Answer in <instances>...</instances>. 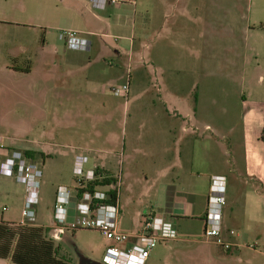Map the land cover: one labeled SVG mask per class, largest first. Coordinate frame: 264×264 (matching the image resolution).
Here are the masks:
<instances>
[{"label": "rangeland", "instance_id": "rangeland-1", "mask_svg": "<svg viewBox=\"0 0 264 264\" xmlns=\"http://www.w3.org/2000/svg\"><path fill=\"white\" fill-rule=\"evenodd\" d=\"M75 1L0 0V221L21 223L22 210L29 196L27 185L20 182L16 174L4 173L7 159L12 157L13 152H20L27 162L37 164L41 171L37 202L34 207L35 219L29 223L48 227L56 222L55 206L58 191L68 188L72 196L71 202L77 204L83 201L80 190L90 188L87 183H78V176L75 174L76 155H88L91 163H94L91 157H94L96 162H98L97 159L108 158L111 159L113 165H117L120 154L130 156L133 153L131 148L124 150L123 141L129 146L133 130L138 128L139 124H136L138 121L135 122L133 119L134 112L140 111L147 114L165 110L161 105L156 107L142 101L135 104L130 97L127 101L130 117L126 126L122 122L119 123L120 113H123L126 100L113 94L112 87L108 88L107 93L112 97L109 101L110 112L115 116L111 119V123H104L103 119L98 120L97 115L103 116L106 113H103L100 104L87 99L72 101L73 97L70 94L77 88L69 86V82L63 84L65 81H70V76L58 73V65L65 64L62 59L66 57H62V53L68 54L73 48L69 49L70 46L62 41L65 46L63 48L67 51L60 50L61 54H58V40L61 30L75 32L78 37L84 38L82 33L86 32L87 28L84 24L76 23V11L67 5V2ZM77 1L93 9L92 0ZM177 1H188L192 4L199 1L208 3L206 6L204 4L203 8L190 7V18L177 19L171 29L173 34L170 33L169 36V40L173 39L176 44L172 47L167 41L166 30L161 28L162 26L171 27L172 17L179 15V8H176L175 12L168 6L170 2ZM213 1L216 0H122L119 4L126 6L121 7L120 12L117 13L120 16L119 19L134 15L135 11L136 26L134 25L132 29L130 26L110 23L109 32L115 36L129 37L114 40L115 45L127 50L131 43L139 46L141 25H146L145 37L142 41L148 45L149 49L153 48L157 51L169 46V57H172L173 62L176 63L180 56L177 46L183 43L186 37H189L190 42L195 33L198 35V30L203 27V23L199 21V18L204 16L203 12L208 20L212 18L215 21V16L217 21L221 20L219 8L211 6ZM217 1L223 5L222 17L225 30L229 29L231 26L229 22H232V27L240 37L242 32L249 30V27L255 30V34L261 36L255 37L254 42L252 37L250 42L251 45L254 44L259 53V57L254 60V65H260L264 69V0ZM93 10L100 13L97 9ZM227 14L231 15V18L230 15L228 17L229 22L226 19ZM106 26L104 24L105 28ZM156 31L161 33L155 34ZM215 40L218 42L216 50L211 47L203 50L208 68L205 74L199 75L200 87L195 90L194 94L202 95L199 106L201 112L211 110L223 112L225 130H228L235 124L240 111V87L236 78V69L233 68V64H239L240 60L237 61L233 55L234 52L225 50L226 46L234 43L233 41L228 38L222 41ZM238 42L243 48L242 40L239 39ZM162 55L159 51V55L153 56L155 64L164 66L166 55ZM187 63L195 65L193 57L187 59ZM29 68L32 70L31 73H26ZM132 70H129L130 74ZM58 76L62 77L61 82H58ZM213 98L216 99L215 103L212 102ZM77 106L85 110V113L83 116L70 117L75 110L74 107ZM192 107L196 109L195 102L192 103ZM144 116L146 118L144 117L139 122L153 121L146 115ZM104 127L121 133V143L112 148V155L89 154L86 150L89 144L97 149L105 148L102 140L97 138ZM126 129L127 133H124ZM144 139L139 142L144 143ZM29 151L37 152V154L43 153L46 157L38 156L34 161L26 155ZM166 161L165 148L158 151L144 149L137 154L135 162L139 168V194H134L130 198L129 194L122 195L124 202L128 201L127 199L130 201L123 208L118 226L120 231L132 233L135 228L142 231L143 217L136 223V215L139 211H143L144 207L153 205L156 200L153 195L157 197V194L144 193L149 185L155 184V181L160 185L165 183L158 171L165 166ZM90 162L85 165L86 170L90 168ZM101 177L103 176L97 179L98 182L104 180ZM94 187V190L102 191L103 186ZM105 192L108 194V191ZM152 209L147 208L144 212L149 213ZM75 218H70V221ZM199 238L206 240L205 232L195 236L179 232L177 239L159 243L153 249L151 259L147 264H194L188 258L194 256L191 249L192 241ZM55 242L60 249V256L70 261L71 264H78L80 254L92 260L102 261L110 245V241L95 229L69 230ZM252 245L257 248L256 245ZM0 264L12 263L0 259ZM223 264H264V259L251 255L242 263L226 262Z\"/></svg>", "mask_w": 264, "mask_h": 264}, {"label": "crops", "instance_id": "crops-1", "mask_svg": "<svg viewBox=\"0 0 264 264\" xmlns=\"http://www.w3.org/2000/svg\"><path fill=\"white\" fill-rule=\"evenodd\" d=\"M130 2L132 4V1ZM206 3L208 2L199 1L192 4L188 1H177L168 4L175 12L176 8L180 10L177 17L175 15L172 17L171 27L161 28L166 30L170 46L176 45L173 39L169 40V36L170 33L173 34L171 29L177 19L190 18V7L203 8ZM67 5L75 9L76 23L84 24L87 28L82 35L88 39L86 48L74 51V48L69 47L72 49L70 53H62V57H66L62 59L65 64L58 65V73L70 76V81H65L63 84L69 82V86L77 88L70 94L73 97L72 101L87 99L100 104L103 113H106L103 116L97 115L98 120L103 119L104 123H111V119L115 116L110 112L109 101L112 97L107 94L108 88L123 84L128 73L133 69L129 98L132 97L135 104L142 101L165 108L163 112L154 111L147 114L134 112L133 119L135 122L138 121L136 122L139 124L138 128L133 130L129 146L123 141L124 150L131 148L133 153L130 156L120 154L121 161L119 160L117 165H113L108 158L97 159L96 162L94 157H91L94 162L91 163L88 155H76V158L79 156L88 158L86 164L91 163L88 170L100 169L105 174L104 179L108 176L116 180L114 185L103 186L102 191L109 192L118 186L119 220L123 208L130 201L127 199V203L124 202L122 195L129 194L130 198L134 194H139V168L135 162L137 154L144 149L158 151L165 148L167 161L158 171L165 183L160 185L155 181L154 185H149L144 194H157V197L153 195L156 200L152 202L153 205L144 207L143 211L137 213L136 223L142 217L144 220L154 216L171 223L177 233L183 232L195 236L205 232L212 180L215 177L224 178L226 205L222 211L221 237L226 242H234L240 246L234 248L235 251L232 249L226 252L214 242L195 239L191 246L194 256L189 257L188 260L194 264H223L242 263L251 255L264 259V69L260 65H254L259 53L250 42L252 37L254 42L255 37L261 36L255 34V30L249 27V30L242 32L240 37L232 27V22H229L230 14L226 15V19L231 26L225 30L222 17L223 5L216 0L211 6L219 8L221 20L217 21L216 16L215 21L212 18L208 20L203 12L204 16L199 18L203 23L202 29L198 30V35L195 33L190 42L189 37H186V40L177 46L180 56L174 63L173 58L169 57V46L157 51L153 48L149 49L142 41L145 37L146 25H141L139 46L131 43L126 50L114 44V40L129 37L110 33V23L130 26L132 29L135 25V11L134 15L122 19L117 15L121 7L126 5L116 3L96 8L92 3L93 9H97L102 16L90 6L82 5L77 0L67 2ZM104 24L107 25L106 28ZM156 33L159 35L161 32L156 31ZM226 38L233 41L234 45L226 46L225 50L234 52V57L237 61L240 60L239 64H233L240 87V111L235 124L228 130H225L223 112L212 110L201 112L199 106L202 95L194 94L200 87L199 75L205 74L208 68L203 50L205 51L206 47L216 50L218 42L215 39L222 41ZM239 39L242 40L243 48L239 46ZM58 41V54H61L60 50L67 51L63 48L65 46L62 40ZM159 51L166 55L165 67L154 63L153 56L159 55ZM192 57L195 65L187 63V59ZM31 71L29 68L26 73ZM61 80L62 77L58 76V82ZM129 98L125 99L124 110L119 117V123L122 122L126 126L130 117L127 103ZM194 102L196 109L192 107ZM212 102L215 103L216 99L213 98ZM74 108L70 117L83 116L85 113V110L78 106ZM144 115L153 121L139 122L144 119ZM125 132L127 133V129ZM98 135L97 138L102 140L105 148L101 150L89 144L86 147L87 152L112 155V148L121 143V133L104 127ZM143 139L144 143H140L139 141ZM71 197L68 205L69 217L75 218L79 213V203L71 202ZM147 208L153 209L149 213L144 212ZM54 224L48 227L51 228ZM138 231L140 230L135 228L132 233ZM232 231L235 232L233 236L230 235ZM252 244L257 248H251ZM150 259L151 255L145 264Z\"/></svg>", "mask_w": 264, "mask_h": 264}, {"label": "built area", "instance_id": "built-area-1", "mask_svg": "<svg viewBox=\"0 0 264 264\" xmlns=\"http://www.w3.org/2000/svg\"><path fill=\"white\" fill-rule=\"evenodd\" d=\"M122 0H92L94 7H104L107 4H116ZM59 39L74 49H83L88 46V40L80 38L72 31L59 32ZM131 74L128 73L126 81L121 85L111 86L113 94L124 99L129 98ZM88 158L79 156L75 160V174L78 183H88L97 180L95 171L85 169ZM4 173L16 174L17 179L27 185L29 196L26 198L22 210L21 224H29L35 219V205L37 202L38 183L41 171L37 164L27 162L20 152H13L7 159ZM101 179H104L101 177ZM118 190V186L116 187ZM225 179L215 177L212 180L211 191L208 197L206 215L205 237L207 242L220 245L226 252L239 247L237 243L226 242L222 239V211L226 205ZM68 188L58 191L55 206V224L50 228V237L60 240L66 231L79 229H95L100 231L109 241L102 262L104 264H145L152 251L159 243L177 239V230L171 223L162 218L150 216L144 219L142 231L126 233L118 228L120 210L118 199L115 204H106L107 192L95 191L82 194V202L78 204V216L70 221L68 205L70 204ZM230 235H235L232 231ZM251 248H254L251 246Z\"/></svg>", "mask_w": 264, "mask_h": 264}, {"label": "trees", "instance_id": "trees-1", "mask_svg": "<svg viewBox=\"0 0 264 264\" xmlns=\"http://www.w3.org/2000/svg\"><path fill=\"white\" fill-rule=\"evenodd\" d=\"M26 155L36 160L38 156L45 158V154L29 151ZM96 177L105 176L100 169L95 171ZM113 177H105L101 182L97 180L88 182L89 190L82 188L80 194L87 191L94 193V186H110L116 184ZM87 186V187H88ZM94 188V189H93ZM106 204H115L118 199L117 189L108 192ZM81 197V195H80ZM49 227L32 224L8 223L0 221V259L12 264H71L60 256V249L55 240L50 237Z\"/></svg>", "mask_w": 264, "mask_h": 264}, {"label": "water", "instance_id": "water-1", "mask_svg": "<svg viewBox=\"0 0 264 264\" xmlns=\"http://www.w3.org/2000/svg\"><path fill=\"white\" fill-rule=\"evenodd\" d=\"M78 264H104L102 261L92 260L83 254H80Z\"/></svg>", "mask_w": 264, "mask_h": 264}]
</instances>
